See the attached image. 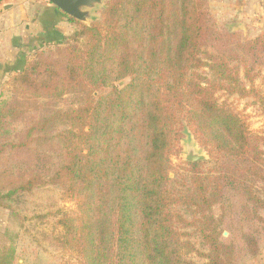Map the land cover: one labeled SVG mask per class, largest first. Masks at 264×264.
Here are the masks:
<instances>
[{"label": "trees", "instance_id": "1", "mask_svg": "<svg viewBox=\"0 0 264 264\" xmlns=\"http://www.w3.org/2000/svg\"><path fill=\"white\" fill-rule=\"evenodd\" d=\"M54 7L79 27L56 57L38 51L23 64L12 80L17 97L0 102V120L19 116L18 109L37 106L42 97L64 96V109L34 121L18 143L0 144V160L6 158L0 202L59 185L77 212L58 217L57 240L81 264H194L192 252L205 264H233V249L220 240L211 209L239 175L220 168V160L205 168L206 162L175 166L172 158L179 156L187 126L211 157L246 161L245 171L264 180V137L218 95L252 97L264 107L251 65L264 54V34L241 40L222 29L208 0H108L90 25ZM123 78L129 82L118 87ZM59 123L64 128L51 139L61 163L52 173L28 169L32 165L15 172L7 165L6 153L21 152L26 160L32 145ZM192 226L208 252L184 239L183 229ZM12 250H0V264L13 263Z\"/></svg>", "mask_w": 264, "mask_h": 264}, {"label": "rangeland", "instance_id": "2", "mask_svg": "<svg viewBox=\"0 0 264 264\" xmlns=\"http://www.w3.org/2000/svg\"><path fill=\"white\" fill-rule=\"evenodd\" d=\"M9 1L4 0L0 6ZM208 1L211 14L220 23L222 29L238 33L241 40L253 39L264 34V0ZM22 2L24 1L22 0ZM107 2L108 0H103L92 11L88 22H80L90 25L100 18ZM39 12L38 8L37 14ZM34 17V13H30V18L28 17L24 21H30L32 24L35 20ZM64 18L66 27H63L65 33L63 36L56 33L48 37L41 36L36 28L29 23L25 25L23 21L22 36L18 47L20 51L16 54L15 50V60H23L25 65L26 62L35 58L38 51H44L45 56L50 58L56 57L58 48L64 47V43H61L64 38L73 36L79 27L68 17L64 16ZM259 55L262 57L251 58V65H255L256 70L254 86L264 95V54ZM16 71L3 73L0 77V102L6 100L11 104L17 97L12 81L18 74ZM241 75H243V71H241ZM128 82L129 78H123L117 81L116 85L123 87ZM247 85L249 87L248 82ZM218 95L220 101L227 99L231 107L247 117L251 131L264 137V107L259 104L257 99L239 98L236 95L227 97L220 93ZM63 109L64 96L55 100L42 97L37 106L21 107L16 113V115L20 114L19 116L11 114L0 120V144L18 143L34 121ZM24 110L26 111L22 113ZM62 128H64V124L59 123L44 132L43 137L32 145L31 155L26 160L21 159V152L6 153L3 157L9 155L7 165L15 172L20 166L25 168L32 165L28 166V169H35L44 175L52 173L61 163V151L51 137L55 134V130L58 131ZM180 145L179 156L172 158L175 166L182 162H188L185 160V155L189 149H193L206 156V159L199 161L206 162L205 168L217 166L212 162L213 159L217 162L220 160V168L225 169L230 175H239L237 179L231 177L227 181L221 192L220 201L212 207L211 212L218 230H222L220 240L233 249V264H263L260 256L264 253V203H257L250 199L249 192L245 188H249L253 191L254 196L260 197L264 201V180L257 178L253 172L245 171L248 164L246 161L230 157H226L228 160L211 157L208 148L196 139L187 126L181 132ZM5 162L6 158L0 160V165L2 166ZM179 171L183 170L179 169ZM170 176L174 177L175 172L173 171ZM61 191L59 185L50 183L0 202V250L6 252L8 248L13 249L11 252L12 264H81L77 254L73 250L64 249L62 243L57 240V234L60 231V227L57 225L58 217L63 211L72 214L77 212L73 201L62 199ZM179 210L184 212L188 219H191L192 214L188 210L185 208ZM183 230L188 233L184 239L191 241L196 250L208 252V247L204 244L198 227L192 226ZM256 249L257 252L254 254ZM190 259L194 264L207 262V259L197 255V252H192Z\"/></svg>", "mask_w": 264, "mask_h": 264}, {"label": "crops", "instance_id": "3", "mask_svg": "<svg viewBox=\"0 0 264 264\" xmlns=\"http://www.w3.org/2000/svg\"><path fill=\"white\" fill-rule=\"evenodd\" d=\"M23 1L10 0L0 6V77L3 73L19 71L24 64L23 60H15V50L16 54L20 51L18 47L22 36V22L30 18V13H34L35 20L32 24L26 20L25 25H32L39 35L48 37L54 33L62 36L65 34V18L53 4L46 0ZM38 8L40 12L37 14ZM261 257V263L264 264V253Z\"/></svg>", "mask_w": 264, "mask_h": 264}, {"label": "water", "instance_id": "4", "mask_svg": "<svg viewBox=\"0 0 264 264\" xmlns=\"http://www.w3.org/2000/svg\"><path fill=\"white\" fill-rule=\"evenodd\" d=\"M51 4L58 7L61 11L75 19L88 22L92 16V11L102 3L103 0H48ZM206 159L202 153L189 149L185 155L188 162H199Z\"/></svg>", "mask_w": 264, "mask_h": 264}]
</instances>
